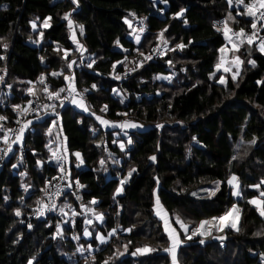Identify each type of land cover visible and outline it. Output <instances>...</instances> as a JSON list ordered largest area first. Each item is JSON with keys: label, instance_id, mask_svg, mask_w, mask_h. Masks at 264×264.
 <instances>
[{"label": "trees", "instance_id": "16d2710c", "mask_svg": "<svg viewBox=\"0 0 264 264\" xmlns=\"http://www.w3.org/2000/svg\"><path fill=\"white\" fill-rule=\"evenodd\" d=\"M181 9H185L183 17L176 15ZM242 11L243 6L237 7L235 0L231 7L227 0H167V3L163 0H78V6L72 0H0V57H3L0 70L5 74V81L0 82V116L7 117L0 124L5 129H18V119L32 120L24 132L22 149L15 144L13 153L0 159V264H29L33 257L35 264H103L112 253L111 245L95 251L92 263L93 258L84 263L80 257H61L58 239L74 249L78 243L95 249L100 244L95 238L97 233L107 235L120 227L130 228L132 232L122 236L118 232L119 238L134 244L139 234L156 233L157 225L159 231L163 230L152 214L156 196L167 213L179 215L192 225L224 215L233 204L241 210V225L247 228L244 229L247 235L229 230L223 243L212 236L204 244L198 240L191 245L194 247L190 254H178L181 264H259L264 254V236L257 237L255 233L264 230V217L246 198L236 200L227 180L234 174L248 190L264 178L259 174L261 171L264 174V54L254 49L256 43L241 45L238 53L243 67L241 77L234 82L227 78L228 72L216 67L221 58L219 49L231 44L213 30V21L219 17L227 19L229 12L236 21H227L231 29L250 27L252 18L238 15ZM69 12L74 22L72 29L63 19ZM130 13L145 20V31H137L142 35L139 44L131 39L132 29L124 22ZM46 17H51L50 27H43ZM33 20L37 23L35 31L31 27ZM79 25L84 26L83 35ZM164 29L167 31L161 39L159 34ZM40 32H43L42 38ZM73 33L86 51L75 47ZM259 36L264 37V31ZM3 44H7L6 49ZM177 44L185 47L176 48ZM158 45H163L166 52L154 61H147L139 54H150ZM176 59L181 62L179 67L189 66L187 74L173 70ZM73 60L76 63L69 69L67 64ZM249 60H254L256 66L249 64ZM92 61L95 63L89 68ZM140 61L147 63L138 66ZM113 64H116L115 70ZM126 68L135 70L126 79H114L115 71L124 74ZM181 69L184 72L186 68ZM52 72H63V75L54 77ZM172 73L181 78L175 81L177 85H172L171 78L167 83H152L155 77H168ZM41 74L46 76L51 90L66 87L68 82L64 76L74 75L76 89L84 93L86 105L96 116L109 121L128 117L151 127L141 132H127V135L118 129L105 130L95 116H86L72 103L57 107L58 117L51 110H47L48 114L45 111L39 114V118L35 114L21 117L14 111V105L26 107L29 100L33 105L37 100H43V104L49 101L42 95L38 83ZM221 76L225 84L218 82ZM28 81L34 82L38 90L35 96L27 92L31 86ZM93 84L96 89H92ZM172 91L179 92L169 99ZM104 105L107 111L101 112ZM253 105L257 108L251 113ZM166 120L177 121L178 125L168 123L159 129L158 125ZM253 138L256 143L250 159H232L236 145L240 141L249 143ZM120 140L125 146L123 151L117 146ZM57 143L61 144L62 155L67 156L64 166L70 170V180H78L85 186L79 203L64 195L57 199V210L68 204L83 213L81 205H85L104 214L103 225L96 223L90 229L93 235L87 240L83 237L85 217L76 218L74 227L63 226L64 236L78 235L77 242L63 236L53 238L57 223L62 222L60 212L34 221L31 229L20 221L21 216L34 210L37 200L47 196L42 190L49 192L51 181L57 175L52 162ZM5 147L0 140V149ZM107 151L117 157L107 158ZM76 152L83 159L78 167ZM152 156L156 157L155 161L149 159ZM14 164L17 167L13 168ZM132 168L136 171L124 183L120 196L116 195L120 180ZM21 173L27 175L21 176ZM215 181L222 183L214 198L192 196L194 189ZM22 185H27L28 191ZM93 199L97 206L90 205ZM16 209H20V216L15 215ZM63 252L70 254L64 248ZM142 258L145 260L127 257L121 261L123 264L162 262L161 256Z\"/></svg>", "mask_w": 264, "mask_h": 264}, {"label": "snow or ice", "instance_id": "6c2138e0", "mask_svg": "<svg viewBox=\"0 0 264 264\" xmlns=\"http://www.w3.org/2000/svg\"><path fill=\"white\" fill-rule=\"evenodd\" d=\"M164 3H167V0H163ZM72 3L78 6V0H72ZM228 5L231 7L234 3V0H227ZM235 5L237 7L243 6V11L239 12L238 15H247L249 17H251L252 19L249 21L250 23V28L251 31L250 33H246L245 30L243 28L239 29L238 32H234L233 29H231L228 26L227 21L228 20H232L233 22L235 21V18L232 16L231 12H229L227 19L222 22L223 23V29H217L218 31H222L223 32V36L225 38V40L228 41L229 44H231L232 49L235 51H239V48L241 45L247 43L249 46L253 45L254 43L257 44L258 50L261 53H264V37H260L258 34L260 31H264V0H250L249 3H245V0H235ZM185 12V9H181L179 13H177L176 15L179 17H183ZM130 16H135V13H130ZM71 17V12L66 13L63 17V19H65L68 22V27L69 29L73 28V20L70 19ZM39 19V18H37ZM146 19V18H145ZM51 20V17H46L43 21V27H50V23L49 21ZM126 24H128L129 28H132V24L129 22V20L127 18H125L124 21ZM185 24L187 23V20L185 19L183 21ZM141 24H143V20L140 21ZM259 25V27H258ZM31 27L32 29L35 31L37 28V23L36 20H33L31 22ZM79 31L80 34L83 35L84 32V26L83 25H79ZM137 31H139L140 33H143L145 31L144 27H140L138 30L136 28H132V35H134L135 37V41L137 44L140 43L141 40V36L137 35ZM167 31V29H164L161 31V33L159 34V38H163V34L164 32ZM230 33H232V35H230ZM40 37H43V32L39 33ZM233 35L239 38V42L237 43L234 39H233ZM31 39V37H30ZM73 41L75 42L76 37L75 34L73 33L72 36ZM34 43H36L37 41H33ZM164 43L167 44V40H164ZM116 44L119 45L120 42L119 40L116 41ZM3 47L6 49L7 48V44H3ZM78 49H81L82 51H86V49L83 48V45L77 44ZM185 47V45L183 44H177L176 48H180L183 49ZM59 50V49H57ZM171 50H175V49H171ZM125 51H127V49H125ZM139 51V50H137ZM154 51H158V49H154ZM219 51L221 53H224L226 51V48L222 47L219 49ZM67 51H65V56L64 58H67ZM141 56H144L145 60H151L152 56L151 55H147L145 56V54L143 52L139 53ZM0 59H3V57H0ZM43 57H41V61L43 62ZM125 60H127V57H125ZM221 62L219 64L216 65V67L219 69L220 67H222L225 63L224 57L222 56L220 58ZM144 61H140L138 66H142ZM76 62L73 60L71 62H69L67 64V67L69 69H71L73 67V64H75ZM95 63V61H92L91 63L88 64V67L91 68L93 66V64ZM117 63H123L122 61H117ZM169 64H171V61H168ZM232 63L236 66V72L233 73L231 79L233 81H235L237 79V76L239 75V69H240V65L243 64V61L240 59L239 56H236L234 58V60L232 61ZM249 64H251L253 67L256 66V62L254 60H249L248 61ZM116 64H113V70H115ZM132 71H134L135 69H131ZM0 71H4V70H0ZM225 72L230 71V68H224ZM52 76H62L63 72H52L51 73ZM215 74L213 73L210 78H212V76H214ZM121 77L120 75H115L114 79L119 80ZM155 79H170L169 77H160L157 76L155 77ZM4 77L2 75H0V82H3ZM64 80L67 81V85L66 87H62L59 88L58 90H51L49 88V86L46 83V76L44 74H41V76L39 77L38 82L43 85V89L42 91L46 94L47 99L49 101H53V103L51 104H43V105H37L36 107H33V101L29 100L27 102V107H21L20 105H14V111H16L18 113L19 116L21 117H26L27 115L31 114V113H35L37 118H39V112L41 109L45 110V114H48L47 110L51 109L52 114L56 115L57 117L59 116V113H56V108L57 107H64V101L67 99L69 100L70 103L75 104L78 108H81L82 110L86 111V112H90V109L88 108V106L86 105V103L84 102V99L82 97V95L80 93L77 92V89L75 87V76L74 75H69V76H64ZM218 82L221 84H225V80L224 77L221 76L218 79ZM30 85H33V87H29L27 89V92L29 95L31 96H35V92L33 91L34 88V82L32 81H28L27 82ZM258 83H260L258 81ZM9 88L11 87V85L8 86ZM92 89H96V85L93 84L92 85ZM85 92L89 91V89H84ZM67 92V96H62V93ZM114 93H118V90L113 89ZM79 97V98H77ZM55 101H59V103H55ZM123 102V101H121ZM107 111V105H104L101 108V112H106ZM91 115L95 116V118L102 124V125H108L112 122L107 121L102 119L100 116H96V114L94 112H90ZM121 115H126V113H122ZM7 117L5 116H0V121H6ZM16 123L18 125H20V127L18 129H5V127L3 126V124H0V133H3L2 136H0V140H2V142L6 145L5 148L0 149V159H4L8 153H11L13 151V145L15 144H19L21 146V149L23 147V136H24V132L26 131V129L32 124V120L30 119H18L16 121ZM56 124V121H53V125ZM113 127H121L122 129L125 128H137V127H142V125H138L134 122H125L123 124L120 125H116L114 123H112ZM158 127H161V125H158ZM10 134H14V138H12V136H10ZM49 134H51V129H49ZM125 135H127V132H125ZM66 140V137L64 138ZM195 139V138H193ZM131 138L128 139L127 143H131ZM51 143V142H50ZM113 143H116V141H113ZM250 144H255L256 140L255 138H253L250 142ZM121 150H124V143H120L119 144ZM49 151H53L51 149V147H49ZM64 151L66 152L67 149L65 148ZM77 161L79 162L77 164V167L79 166V164L83 163V159L81 158V154L79 152L74 153ZM53 156L56 158V160L59 162L61 160H67V156L66 155H60L58 152H53ZM22 159V157H21ZM150 160L155 161L156 157L152 156L149 157ZM232 159H237L236 156H233ZM38 164H42V162L38 161ZM101 166H104V161L101 160L100 161ZM13 168L17 167V165H12ZM106 170V169H105ZM60 171L63 173L62 178L65 180H68V184L67 187L71 188L73 186V184H75V186L79 189L84 188L85 186L80 184L78 180L76 181H71L70 180V170L65 169L63 167H61ZM136 169L132 168L130 169V171L127 174V177L130 178L132 176V173L135 172ZM26 173H21V176H26ZM56 179V178H53ZM126 179H121L120 180V187L117 188L116 190V195L120 194L123 191V185L126 182ZM50 183V181L48 182ZM159 183L158 179H157V184ZM216 187L213 189H205L204 191L209 193V196H215L217 192L220 191V185H221V181H216L214 182ZM227 184L233 189V191L231 192L232 195L239 197L241 195V193L239 192V183H238V177L235 176L234 174L227 180ZM261 185H264V180H262L260 182L259 185H252L251 187H255L257 189L260 188ZM22 187H24L25 191H28V186L27 185H22ZM42 191L45 192V195H48L47 189H43ZM61 189L59 187H57L56 192L53 194L56 197H59L61 195ZM155 194V193H154ZM192 195H196V193H193ZM260 196L264 197V191L260 192ZM5 200H7V197H4ZM77 199H80L79 196H77ZM113 199L115 200V195L113 196ZM23 202V197H21V203ZM37 205L38 207L35 209V214L37 216V218L43 217L45 216L46 211H55L57 209V204L55 200H52L50 204L45 203L43 200H37ZM90 205H95L97 203V201L95 199H93L92 201L89 202ZM249 204L254 205L257 210L259 211V214L264 217V201H261L260 199H252L248 201ZM156 215L160 217V219L164 222V230L167 233L168 239L171 242V245L169 248H165L164 251L168 252L171 257H172V264H177V258H176V251L177 249L181 246V244L183 243V241L181 240V235L184 236V238L186 240H191L193 237L195 236H199L201 237L199 239V243L200 244H204L205 240L204 237H208V236H212L213 239H217L219 240L221 243H223V241L226 239L225 235H219V236H213V233L211 231L210 228H206V225H212L214 222L216 223V231L218 232H223L225 227H230L232 230L234 231H240V229L237 227V220L239 219V208L237 207V205L233 204L232 208L226 212L224 215L219 216V217H213L211 221L209 220H202L199 222V225L195 228H190V223H185L180 217L179 215H177L175 217V224H178L180 229H182V233L178 232L176 230V228L172 227V223L170 221L169 215L164 212L162 205L160 204V200H159V196H156ZM81 207L84 209L85 213H92L93 216H95V219L100 221L101 223L103 222V214L102 213H97L95 211L94 208L89 207V206H85V205H81ZM71 209V217L73 219L67 220V221H63V223H70L73 227L75 226V217L80 215V213H78L75 209L71 208V205L65 204L63 207L59 208V212L62 216H68L69 213L65 211V209ZM233 214H236L235 219L232 221V223L230 225H226L225 221L229 216H232ZM15 215L16 216H20L21 215V211L20 209H16L15 210ZM23 222V221H21ZM84 224L86 225H92L93 224V220L91 218H88L87 216L85 217ZM28 228L31 229L32 225L28 224ZM124 231H128L131 232V229H124ZM117 229H112L110 232L107 233V235L105 234H101V233H97L95 238L97 240H99V242L101 244H107L109 242V240L116 235ZM64 234V229L61 227V223H57L56 225V233L53 236V238H57V237H62ZM93 235V233L91 231H89L88 227H85L83 229V236L85 237H91ZM255 235H261V233H255ZM74 240H79L80 237L78 235H74L72 237ZM129 244L131 243V241L128 242ZM124 248V251H120L119 249H117L116 253L114 254V256L117 255H124L125 252L127 251L128 245L125 244L122 246ZM88 249L91 250V245L88 246ZM81 254L84 253L85 248L83 246H80L77 249ZM156 249L150 248L147 245L141 246V247H137L135 249V251H133L131 253V255L135 256L137 254L140 255H144L148 252L151 251H155ZM113 257H110L109 260H111ZM33 259H35L33 257ZM95 258L93 257V260ZM261 260L262 262H264V254H261ZM29 264H32V260L29 261ZM103 264H109L108 260L103 261Z\"/></svg>", "mask_w": 264, "mask_h": 264}, {"label": "rangeland", "instance_id": "374dc122", "mask_svg": "<svg viewBox=\"0 0 264 264\" xmlns=\"http://www.w3.org/2000/svg\"><path fill=\"white\" fill-rule=\"evenodd\" d=\"M137 35H140L141 36V39H142V35L140 34V33H136ZM72 38V37H71ZM131 39L136 43V41H135V37H134V35H132L131 36ZM73 40V39H72ZM141 41V40H140ZM4 42V40H2V43ZM73 43L75 44V47L78 49V47H77V44H80L81 45V43L79 42H77L76 40H75V42L73 41ZM255 50H257V51H259L258 50V47H256V48H254ZM79 51H81L82 52V50L81 49H78ZM239 50H240V48H239ZM251 52H253V50H250ZM264 54V53H263ZM145 56H147V54L145 55ZM224 57V60H225V63H224V65L222 66V67H220V69L222 70V71H224V68H230V71H228V74H227V78H231L232 77V75H233V73H235L236 72V66L232 63V61L234 60V58L236 57V56H239V53H238V51H235V50H233L232 49V46L231 45H229L228 47H226V51L224 52V53H221V57ZM240 57V56H239ZM142 58H144V56H142ZM240 59H241V57H240ZM175 65L173 66V70L176 72V71H178V70H181V73H183V75H185V74H187V70L189 69V66H187V65H185V66H181V67H179L178 65L181 63V62H179L177 59L175 60ZM187 62H189L188 60H184V63H187ZM220 62H221V60H220ZM220 62H218V64L220 63ZM147 62H144V64H146ZM182 67H185L186 69H185V71L183 72V70L181 69ZM242 67H243V64L242 65H240V69H239V75L237 76V79L238 78H240L241 77V72H242ZM128 69V68H127ZM6 72H7V70H6ZM5 72V73H6ZM224 73V72H223ZM0 75H2L3 77H4V79H5V74H4V71H1L0 72ZM160 77H165V76H160ZM169 78H171V83H172V85H177V84H175V81L177 80V79H181L180 78V76L179 75H174L173 73L170 75V76H168ZM237 79L234 81V82H236L237 81ZM224 80H225V78H224ZM5 80H3V82H4ZM153 81L154 82H152V83H167V82H169L170 81V79H153ZM3 82H1V83H3ZM39 83V82H38ZM46 83H47V81H46ZM178 84H181V82H179ZM39 85H40V83H39ZM47 85L49 86V88L51 89V87H50V85L47 83ZM29 87H33L32 85L31 86H29ZM42 89H43V85H41V91H42ZM33 91L35 92V91H38L37 89H35V88H33ZM167 92V91H166ZM177 92H179V91H172V92H170V94L168 95V98L170 99V95H174V93H177ZM168 93V92H167ZM42 95L45 97V98H47V96H46V94L42 91ZM84 102H85V100H84ZM86 103V102H85ZM74 108L76 109V110H78V111H80V112H82V113H84V114H87L86 116H91V117H94L93 115H91L89 112H86V111H84V110H82L81 108H78L75 104H74ZM255 108H257L256 106H252L250 109H251V113H254L255 111ZM258 112L260 113V111H259V109H258ZM261 114V113H260ZM102 119H104V120H107V119H105V118H102ZM260 120H261V118H259ZM96 121L98 122V124L103 128V129H105V130H108V129H118V130H121L122 132H129V133H132V131H139V132H141V131H145V130H147V129H149L150 127H151V125L150 124H145V123H141V122H137V121H132V120H129L128 119V117H123V118H121L120 120H110V122H112V123H114V124H116V125H120V124H123V123H125V122H134V123H136V124H138V125H142V127H137V128H125V129H122L121 127H113L112 126V123H110V124H108V125H102L97 119H96ZM107 121H109V120H107ZM168 123H170L171 125H178V122L177 121H173V120H166V121H164V122H162L160 125H161V127H159V129H164V127H165V125H167ZM103 137V136H102ZM120 137H122V136H120ZM102 141V140H101ZM123 143V141H119V142H117V146H118V148L120 149V146H119V144L120 143ZM247 142V141H246ZM246 142H244V141H240L237 145H236V148H235V151H236V157L238 158V159H240V160H243V161H245L246 159L247 160H249L250 159V157L252 156V153H251V151H252V148L254 147V145H251L250 143H246ZM247 145H249V146H247ZM124 149H125V146H124ZM121 150V149H120ZM108 156H112L113 158H115V157H117L115 154H112L110 151H107V158H108ZM77 163H79V162H77ZM80 165V164H79ZM113 165H115V163L113 162ZM127 174H128V172L125 174V176H123V179H125V178H127L126 179V182H128V180H129V178L127 177ZM259 174L260 175H262V177H264V174L262 173V171L261 172H259ZM262 180H264V178H262L258 183H256V185H259L260 184V182L262 181ZM216 182V181H215ZM238 183H239V192L241 193V195L239 196V197H237L236 198V200H238V201H244L245 200V198L247 199V201H249V200H252V199H260L261 201H264V197H261L260 196V192L261 191H264V185H261L260 186V188L259 189H257V188H255V187H250L248 190H245L244 189V187H243V185L238 181ZM229 186V185H228ZM216 187V185H215V183L213 182V183H210V184H207V185H204V186H201V187H199V188H196V189H194L193 191H192V194L193 193H196V195L194 196V195H192L193 197H195V198H199V199H212V198H214L217 194H218V192L216 193V195L215 196H212V197H210L209 196V193L208 192H206V191H204L205 189H213V188H215ZM230 187V186H229ZM220 188H221V185H220ZM231 188V187H230ZM257 192V194H256V196H252V197H246V196H248L250 193H252V194H254V193H256ZM118 196H120V194H118ZM95 206H97V204H95ZM253 207H255L254 205H252ZM262 206H264V205H262ZM156 198H155V200H154V206H153V212H152V214H153V216L160 222L159 223V225H161L162 227H163V230H158V225L154 228L157 232L156 233H150V232H148V233H146V234H139L140 236L139 237H137L136 238V243H128V242H125L124 243V241H122L120 238H119V234H118V232L120 233V235L122 236V235H124V234H130L131 232H132V230H131V232H128V231H124V230H122V228H120V227H118V231L116 232V235L115 236H113V238H111L110 240H109V242L107 243V244H104V246H102V244L100 243L99 244V246L97 247V248H95V249H93L92 247H91V250H89L88 249V246L87 247H85V246H83L84 248H85V251H84V253L83 254H81L77 249L80 247V246H82V244L81 243H78V246H77V248L76 249H74L73 247H71V245H68V244H65L63 241H60L59 239H58V243H57V248H58V253H59V255L61 256V257H63V256H67V257H65V258H71V259H74L75 257H80V258H82V259H84V263H88V261H91V259L93 258V255H94V253H95V251H97L98 249H100L101 250V248L102 247H106V246H108V245H111V247H110V249L112 250V253L111 254H109V255H107V257H106V260H108L109 261V264H123L122 263V261L121 260H123V259H125V258H127V257H129V258H134V259H137L138 261H143V260H145L144 258H142L143 256H145V257H159V256H161L162 257V262L161 263H159V264H172V257H171V255L168 253V252H165L164 251V249L165 248H169L170 247V245H171V242L169 241V239H168V236H167V233L165 232V230H164V222L160 219V217L159 216H157L156 215ZM163 208V207H162ZM239 208V207H238ZM256 208V207H255ZM35 209V208H34ZM231 209V208H230ZM229 209V210H230ZM257 209V208H256ZM163 210H164V208H163ZM228 210V211H229ZM240 210V209H239ZM66 212H68L69 213V215L68 216H62L61 214H60V217L62 218V222H61V227L63 228V226H68V227H70L71 226V224L70 223H63V221H67V220H70V219H73L72 217H71V209L70 210H65ZM84 211V210H83ZM95 211L97 212V213H100L97 209H95ZM227 211V212H228ZM59 212V210H57L56 211V214ZM164 212H166L165 210H164ZM79 213V212H78ZM167 213V212H166ZM240 213H241V210L239 211V219L236 221L237 222V227L240 229V233L241 234H243V233H245V235H247V231L246 232H244V229L245 230H247V228L245 227V226H243V225H241V222H242V216L240 215ZM168 215H169V218H170V221H171V223H172V227H174V228H176V230L178 231V232H181L182 233V229H180V227H179V225L178 224H175V222H174V220H175V217H176V215H174V214H169V213H167ZM104 215V214H103ZM85 216V212H83V213H80V215H78V216H76L74 219L76 220V218H82V217H84ZM235 216H236V214H233L232 216H229L227 219H226V221H225V224L226 225H230L231 223H232V221L235 219ZM209 221H211V219H209ZM103 222H104V219H103ZM103 222L101 223L100 222V224L101 225H103ZM185 223H190V228H195V227H197L199 224H196V225H192V222H185ZM34 225H32V227H33ZM98 226V225H97ZM206 228H210L211 229V231H212V233H213V236H219V235H225V233H229V230L230 231H232V232H236V233H238L237 231H234V230H232L230 227H225L224 228V231L223 232H218V231H216V223L214 222L212 225H206L205 226ZM133 228V227H132ZM138 233V232H137ZM150 233V234H149ZM258 233H261V235H257V237H263L264 236V230H262V231H258ZM75 234H71V235H68V234H65V236H64V234H63V237H65L66 239H68V238H71V239H73L72 237L74 236ZM226 236V235H225ZM84 237V236H83ZM209 237L210 236H208V237H204V240L205 241H207L208 239H209ZM89 237H86V240L88 239ZM201 237H199V236H195V237H193L191 240H186L185 238H184V236L183 235H181V240L183 241V243L181 244V246L177 249V251H176V258H177V264H181V262H180V260H179V257H178V254L180 253V252H183V253H187V254H190L191 252H192V247H194V246H191V245H195L196 243H197V241L200 239ZM85 239V238H84ZM112 239H113V241H112ZM74 240V239H73ZM225 240H227V237H226V239ZM75 242H77L78 240H74ZM125 244H127L128 245V248H127V251L125 252V254L124 255H117V256H114V254L116 253V251H117V249H119L120 251H124V248L122 247L123 245H125ZM144 245H147V246H149L150 248H153V249H156L155 251H151V252H148V253H146V254H144V255H140V254H137V255H135V256H133V255H131V253L133 252V251H135V249L137 248V247H141V246H144ZM63 248L64 249H67L69 252H70V254H67V253H65V252H63ZM236 251H237V249H236ZM236 253V252H235ZM110 257H113L111 260H109V258ZM64 258V257H63ZM95 260V259H94ZM94 260H92L91 261V263L94 261ZM157 260V259H156ZM155 261V260H154ZM32 264H35V259L32 261ZM230 264V263H229Z\"/></svg>", "mask_w": 264, "mask_h": 264}, {"label": "built area", "instance_id": "2783aa9c", "mask_svg": "<svg viewBox=\"0 0 264 264\" xmlns=\"http://www.w3.org/2000/svg\"><path fill=\"white\" fill-rule=\"evenodd\" d=\"M250 2V0H249ZM248 2V3H249ZM129 22L132 24V28H136L137 30L140 28V27H144V22L145 20L142 19V18H139L137 17L136 15L135 16H130V18L128 19ZM143 20V24L140 23V21ZM226 20L225 17H219V18H216L214 21H213V30L214 32L217 34V35H220L222 37L223 36V32L222 31H218L217 29H223V23ZM259 27V25H258ZM131 28V29H132ZM239 29L241 28H235L233 29L234 32H238ZM245 30L246 33H250L251 31V28L248 27V28H243ZM262 31L259 32V34L261 33ZM258 34V35H259ZM230 35H232V33H230ZM233 39L238 43L239 42V38L234 36L233 35ZM154 49H158V51H154ZM153 51L150 53V54H147V55H155L156 58H153L151 60H147V61H154L160 57H162L164 55V53L166 52V48L163 46V45H158L156 48H154ZM132 72L131 68L130 69H127L125 70V73L122 74V73H114V76L115 75H120V80L121 79H126L127 76L130 75V73ZM78 92V90H77ZM82 95L83 99L85 100V97H84V93L81 91V92H78ZM62 96H67V92L65 93H62L61 94ZM45 98V97H44ZM79 98V97H77ZM47 99V98H46ZM53 103V101H48L46 104H51ZM55 103H59V101H55ZM43 105V100H37L33 107H36L37 105ZM71 103L69 102V100H65L64 101V107L66 106H69ZM27 107V106H26ZM63 107V108H64ZM48 110H51V109H48ZM45 110L41 109L39 114L43 113ZM51 112V111H50ZM31 114H35V113H31ZM36 115V114H35ZM28 116V115H27ZM13 129H17V128H13ZM10 136H12V138H14V134H10ZM13 150H14V145H13ZM54 152H58L60 155H62V151H61V144L60 143H57V146L56 148L54 149ZM13 153V151L11 153H8L7 155H11ZM56 170H57V175L54 177L56 179H52L51 181V185L49 187V192H48V195L41 199L43 200L45 203L47 204H50L52 200H55L56 203H57V199L61 196H64V195H70L72 197V199L76 202V203H79L81 200H82V191L84 190V188L82 189H79L77 188L76 186L74 187H71V188H68L67 187V180L63 179L62 176H63V173L60 171L61 167L65 168L64 166V160H61V161H57L56 158L53 156V160H52ZM57 187H59L62 191H61V195L59 197H56L55 195H53L56 190H57ZM77 196L80 197V199H77ZM38 207V205L35 207V209ZM35 209L31 212V213H28L27 215H23V217L21 218V224L23 225H28V224H33L34 221H39V220H42V219H45L47 217H50V216H53L56 214V211H46L45 213V216L43 217H40V218H37L36 214H35ZM88 217V218H91L93 220V224L92 225H85V227H88L89 228V231H90V228L93 227L97 222L98 220L95 219V216L92 215V213H85V217ZM261 253V252H260ZM258 263L259 264H264V262H262L261 260V257L259 258L258 260Z\"/></svg>", "mask_w": 264, "mask_h": 264}, {"label": "bare ground", "instance_id": "6f19581e", "mask_svg": "<svg viewBox=\"0 0 264 264\" xmlns=\"http://www.w3.org/2000/svg\"><path fill=\"white\" fill-rule=\"evenodd\" d=\"M246 3H248V2H246ZM152 57H153V58H156V56H155V55H153ZM124 70H127V68H126V69H124ZM116 72H119V70L115 71V73H116Z\"/></svg>", "mask_w": 264, "mask_h": 264}, {"label": "clouds", "instance_id": "9594fccd", "mask_svg": "<svg viewBox=\"0 0 264 264\" xmlns=\"http://www.w3.org/2000/svg\"><path fill=\"white\" fill-rule=\"evenodd\" d=\"M23 216H21V218H22ZM20 221H21V219H20ZM33 225V224H32Z\"/></svg>", "mask_w": 264, "mask_h": 264}]
</instances>
